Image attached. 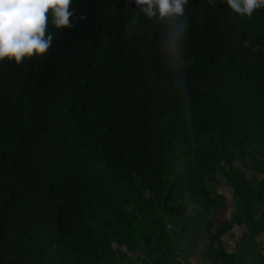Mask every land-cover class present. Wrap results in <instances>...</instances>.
Wrapping results in <instances>:
<instances>
[{
  "label": "trees",
  "instance_id": "obj_1",
  "mask_svg": "<svg viewBox=\"0 0 264 264\" xmlns=\"http://www.w3.org/2000/svg\"><path fill=\"white\" fill-rule=\"evenodd\" d=\"M190 2L186 91L134 0H74L75 26L51 29L46 56L0 62V264H115L138 220L161 241L165 216L220 206L206 185L216 170L237 209L214 218L213 238L264 230V149L252 145L264 142V9Z\"/></svg>",
  "mask_w": 264,
  "mask_h": 264
},
{
  "label": "clouds",
  "instance_id": "obj_2",
  "mask_svg": "<svg viewBox=\"0 0 264 264\" xmlns=\"http://www.w3.org/2000/svg\"><path fill=\"white\" fill-rule=\"evenodd\" d=\"M134 2L148 21L159 26L156 41L162 69L169 74L175 88L186 91L185 48L190 28L186 8L190 0ZM73 3L74 0H0V62L20 64L34 56H46L56 33L74 28L77 17ZM220 3L241 17L251 18L256 10L264 9V0H221Z\"/></svg>",
  "mask_w": 264,
  "mask_h": 264
},
{
  "label": "rangeland",
  "instance_id": "obj_3",
  "mask_svg": "<svg viewBox=\"0 0 264 264\" xmlns=\"http://www.w3.org/2000/svg\"><path fill=\"white\" fill-rule=\"evenodd\" d=\"M252 145L264 149V142ZM261 153H254L260 157ZM236 160L247 176L254 172L249 160ZM256 183L264 182V176L257 174ZM207 187L214 195L222 197V204H206L202 201L189 206L185 213H171L164 217L167 237L158 241L155 226L142 219L136 222L135 248H121L114 256L115 264H264V230L255 237H250L245 225H235L218 241L213 238L216 224L212 221L218 215L222 219H231L237 209L231 189L226 185L220 170L206 179ZM220 202V203H221ZM221 207V212L217 213ZM264 213V206H259L256 218ZM174 246V251L171 250ZM118 248H115L117 251ZM103 264V263H102ZM109 264V263H107Z\"/></svg>",
  "mask_w": 264,
  "mask_h": 264
},
{
  "label": "built area",
  "instance_id": "obj_4",
  "mask_svg": "<svg viewBox=\"0 0 264 264\" xmlns=\"http://www.w3.org/2000/svg\"><path fill=\"white\" fill-rule=\"evenodd\" d=\"M113 248L115 249V248H117V247L114 245V247H113ZM122 248H124V247H122ZM124 249H125V248H124Z\"/></svg>",
  "mask_w": 264,
  "mask_h": 264
}]
</instances>
